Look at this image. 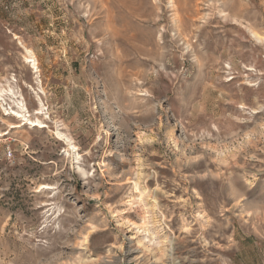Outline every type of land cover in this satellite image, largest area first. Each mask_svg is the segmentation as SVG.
Listing matches in <instances>:
<instances>
[{"label":"rangeland","instance_id":"1","mask_svg":"<svg viewBox=\"0 0 264 264\" xmlns=\"http://www.w3.org/2000/svg\"><path fill=\"white\" fill-rule=\"evenodd\" d=\"M38 82L46 127L0 103V264H264V0H0V87Z\"/></svg>","mask_w":264,"mask_h":264},{"label":"bare ground","instance_id":"2","mask_svg":"<svg viewBox=\"0 0 264 264\" xmlns=\"http://www.w3.org/2000/svg\"><path fill=\"white\" fill-rule=\"evenodd\" d=\"M250 33H252L254 38L259 40L258 36L253 31L252 32L250 31ZM186 47H187V45L185 46V48ZM25 53H26V55L23 57L24 58V62H25V64H27L30 67V70L33 71V75H35L34 79L37 80L38 72H39L38 71V67H37L38 66L37 59H36L35 55L33 54V52H31L30 50H25ZM38 86H39L38 87L39 92L38 93L36 92V102L38 104V108L35 110L34 114H32V115H29V112H28V109L26 107V104L24 103V100H22L23 99L22 95H20L19 97H16V94L14 93L13 89L11 88L12 86H8L6 89L0 87V98H1L0 99L1 100L0 103L3 104L2 101H5L6 98H10V99H12V101H13V103L15 105V108L11 109V111L9 113L6 112V110H5L4 114H3L4 117H8V119L11 118L14 121H16V123L13 122V123L9 124L12 129L21 128L22 125H24V126L28 125V126H31L33 128H44V127H46L44 125L45 122L41 119L42 116L44 117V115L46 114L45 112H43V110L45 108L44 107L45 105L43 104L41 96L37 95V94L43 95L44 91H43L42 87L40 86V82H38ZM45 118H46V116H45ZM22 123H24V124H22ZM62 126L64 127L63 129L65 130L64 124ZM58 128H57V133H56L58 138L60 139V141L61 140L64 141L66 143V145L69 146L70 150L73 151L75 149V145H73V143H72V138L69 136V134L67 132H65V133L62 132L63 129H58ZM4 134L5 133L1 134L0 137L2 138L4 136ZM77 157L78 156H75L76 160H78ZM84 174H82V175L84 176ZM40 190H53V187L49 186V185H40L39 191ZM141 196H142V193L140 192L138 200L141 199ZM48 205H49L48 203H44L43 204V206H48ZM145 217L148 218V216H145ZM143 220L144 221L139 226L135 227V225H134V227H135V229L137 230L138 233H146L148 231L147 230L148 229L147 222H146L145 219H143ZM92 229L93 230H92L91 233H94L95 229L94 228H92ZM150 241L151 240L149 239L148 242H150ZM138 246H142L143 248H146V246L143 245L142 242H139ZM106 262H112V261H106Z\"/></svg>","mask_w":264,"mask_h":264}]
</instances>
